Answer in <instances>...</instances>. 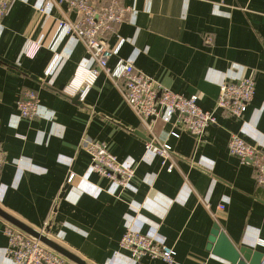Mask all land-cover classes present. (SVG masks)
<instances>
[{
    "label": "crops",
    "instance_id": "0c3cea01",
    "mask_svg": "<svg viewBox=\"0 0 264 264\" xmlns=\"http://www.w3.org/2000/svg\"><path fill=\"white\" fill-rule=\"evenodd\" d=\"M51 1L42 15L41 0H16L3 20L0 206L37 229L51 219L50 237L89 264H167L151 256L129 260L120 244L133 225L157 232L181 264H233L208 249L215 224L235 247L264 253L256 243L264 239V188L254 166L228 148L233 132L264 147V0H123L135 11L109 36L111 46L120 44L108 65L134 57L136 68L164 87L200 93L198 104L217 119L200 140L177 126L176 114L148 132L122 82L105 71L84 100L63 94L80 62L90 63V53L81 40L61 33L59 20H74L76 11ZM29 39L41 44L34 57L24 53ZM244 77L254 78L256 91L242 120L217 109V102L223 82ZM26 89L40 97L34 119L18 110ZM84 136L134 163V189L110 193L108 178L89 173ZM151 138L172 147L166 165L158 155L144 159ZM70 172L76 177L64 190ZM5 221L0 215V264H11L3 251L9 243Z\"/></svg>",
    "mask_w": 264,
    "mask_h": 264
},
{
    "label": "built area",
    "instance_id": "2783aa9c",
    "mask_svg": "<svg viewBox=\"0 0 264 264\" xmlns=\"http://www.w3.org/2000/svg\"><path fill=\"white\" fill-rule=\"evenodd\" d=\"M16 0H0V36L4 30L3 20L10 13ZM68 3L70 9L76 11L74 20L60 19L61 33L78 38L90 53L89 64L80 62L74 78L62 91L70 97L79 96L84 100L90 89L94 86L101 71H105L112 78L122 82L125 98L131 108L142 119L147 131L158 120L169 121L173 114L178 116L177 126L201 139L207 127L217 122L215 112L200 107L198 101L200 93L186 96L180 92L164 87L160 82L138 70L135 58L120 59L115 67H110L109 60L118 52V45L111 46L109 36L117 34L120 26L126 22L135 7L125 4L123 0H106L96 3L94 0H59ZM37 10L42 15H48L52 4L51 0H41ZM212 43V36L206 39ZM41 44L28 40L24 53L34 57ZM256 82L254 78L244 77L237 80H227L220 86L217 109H221L237 119L244 120L245 112L255 96ZM40 97L37 91L26 89L19 98L18 110L22 117L34 119L39 115ZM179 136L177 132H172ZM83 148L90 154V172H97L111 182L108 192L114 193L117 188L134 189L133 180L136 167L131 161H120L104 142L93 140L88 136L82 139ZM229 152L238 157L241 162H250L256 170L257 183L264 188V147L253 145L245 140L239 133H231L228 142ZM172 147L149 139L146 143L144 159L151 160L153 156H161L163 165L171 158ZM6 163V156L0 148V170ZM170 164L168 170H172ZM76 177L70 172L67 182L70 184ZM225 204L219 205L223 209ZM51 219L38 228L41 233L50 237L48 232ZM4 234L8 238V246L3 249L4 254L11 258V264H71L62 254L32 237L14 224L5 221ZM52 238V237H51ZM256 243L264 246V239L257 238ZM121 248L128 251L129 260L138 262L144 256L160 258L167 264H181L176 260V251L163 242L157 232L143 233L136 226H129L125 231Z\"/></svg>",
    "mask_w": 264,
    "mask_h": 264
},
{
    "label": "water",
    "instance_id": "95a60500",
    "mask_svg": "<svg viewBox=\"0 0 264 264\" xmlns=\"http://www.w3.org/2000/svg\"><path fill=\"white\" fill-rule=\"evenodd\" d=\"M75 101L78 100V97L73 98ZM69 186L67 182L64 190ZM0 215L7 220L8 222L14 224L21 230L25 231L32 237L40 240L45 245L51 247L52 249L56 250L60 254H62L65 258L69 261L74 262L76 264H89L77 254L54 240L53 238L49 237L46 234L41 233L37 228H34L22 220L18 219L14 215L10 214L9 212L5 211L0 206ZM210 244L208 249L212 251L215 255L233 263V264H246L245 260L248 261L250 264H264V253L259 250H254L253 248L240 245L239 248L235 247L231 241L220 231L219 226L216 224L214 225L211 236L209 238Z\"/></svg>",
    "mask_w": 264,
    "mask_h": 264
},
{
    "label": "bare ground",
    "instance_id": "6f19581e",
    "mask_svg": "<svg viewBox=\"0 0 264 264\" xmlns=\"http://www.w3.org/2000/svg\"><path fill=\"white\" fill-rule=\"evenodd\" d=\"M76 97H78V99H79V96H76ZM149 140V139H148Z\"/></svg>",
    "mask_w": 264,
    "mask_h": 264
}]
</instances>
